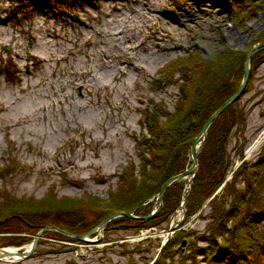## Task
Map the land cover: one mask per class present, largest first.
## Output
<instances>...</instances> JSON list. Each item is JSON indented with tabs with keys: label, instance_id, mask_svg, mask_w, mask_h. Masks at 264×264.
Returning a JSON list of instances; mask_svg holds the SVG:
<instances>
[{
	"label": "rangeland",
	"instance_id": "obj_1",
	"mask_svg": "<svg viewBox=\"0 0 264 264\" xmlns=\"http://www.w3.org/2000/svg\"><path fill=\"white\" fill-rule=\"evenodd\" d=\"M59 1L48 13L11 15L12 2L0 0V205L50 193L107 201L119 173L130 163L138 168L146 114L156 105L174 110L188 72L174 63L188 55L205 62L237 56L227 81L235 92L245 57L264 32L262 0L242 4L241 18L229 0ZM261 50L233 102L244 122L227 139L226 182L242 161L255 162L264 144V57H254ZM155 197L129 213L141 219L157 208ZM207 202L188 218L179 206L148 229L104 228L86 241L46 239L29 257L0 264H191V249L206 245L198 237L210 220ZM258 232L264 237V228ZM10 234L0 233V247L28 246L7 244Z\"/></svg>",
	"mask_w": 264,
	"mask_h": 264
},
{
	"label": "trees",
	"instance_id": "obj_2",
	"mask_svg": "<svg viewBox=\"0 0 264 264\" xmlns=\"http://www.w3.org/2000/svg\"><path fill=\"white\" fill-rule=\"evenodd\" d=\"M9 1L13 5L11 15L33 14L37 11L48 13L60 5L59 0ZM229 2L234 16L241 18L242 12L246 11L243 5L246 2L251 4L253 0ZM70 7L69 3L67 9L70 10ZM246 9L252 13L256 11L255 7ZM262 43L264 32L259 38V44ZM195 57L184 56L174 63L182 62L188 71L181 78L174 110L168 112L156 105L146 114V134L140 141L138 168L130 163L119 173L116 189L110 192L107 201L91 194L78 198H59L51 193L38 199H9L0 205V233H11L4 235L10 238L7 244H28L38 230L46 225L80 235L112 212L138 214L142 205L159 192L168 178L188 168L191 165L190 145L193 138L210 115L234 93L227 81L233 75L237 56L223 55L213 62ZM254 57L263 58L264 50L257 52ZM233 107L234 103L214 119L197 154V171L185 204L186 216H192L208 201L210 220L206 233L198 237L206 245H195L191 249L193 256L186 257L191 260V264H264V237L258 232L259 228H264V144L255 162L248 164L242 161L233 170L230 181H225L231 164L226 152L227 139L231 129L244 122L241 113L232 112ZM240 181L243 185L237 186L236 183ZM223 183L221 194L216 193ZM182 192L183 183L176 181L166 188L162 208L153 218L120 216L110 220L105 229L142 230L155 227L167 221L179 208ZM188 235L186 233L185 237ZM46 239L76 241L60 233L47 231L42 234L38 244Z\"/></svg>",
	"mask_w": 264,
	"mask_h": 264
},
{
	"label": "water",
	"instance_id": "obj_3",
	"mask_svg": "<svg viewBox=\"0 0 264 264\" xmlns=\"http://www.w3.org/2000/svg\"><path fill=\"white\" fill-rule=\"evenodd\" d=\"M264 49V43L257 45L249 53L246 55L245 60H244V73H243V78L241 80L240 85L236 89V91L229 97L227 98L217 110H215L210 117L207 119L205 124L203 125L202 129L200 132L193 138L191 145H190V158H191V165L186 168L184 171L171 176L168 178L160 187L159 192L156 194V201L158 202V206L156 209H152V211L146 215V216H140L142 219H151L153 218L162 208V200H163V195L166 190V188L171 185L172 183L176 181H183L185 183L184 189H183V194H182V201L180 204V209L182 211V216L184 217V212H185V204L189 195V190L192 184V179L197 171V165H198V159H197V154H198V148L202 144L208 127L211 125V123L214 121V119L222 113L228 106H230L234 101L238 100L240 96L243 94L244 89L246 87V84L249 80L250 77V72H251V63H252V55L258 51ZM118 216H125V217H130V218H139L132 213L129 212H112L108 215H106L96 226L91 228L89 231H87L84 234L76 235L73 233H70L68 231H65L63 229H60L54 225H46L43 226L38 230V232L35 234L33 237L32 241L28 244V246L22 250L20 249H15V248H6V247H0V260L4 258H18V259H25L29 257V255L34 252L39 238L42 236L44 232L47 231H54L57 233H60L62 235H65L67 237L75 238L77 240H82L86 241L88 240V237H91L101 231L105 228V225L112 219L118 217ZM182 217V218H183ZM177 221L173 222L170 225L169 231L167 233V237L165 241L163 242L161 249L165 246L166 242L170 239L172 233L177 227ZM160 249V250H161Z\"/></svg>",
	"mask_w": 264,
	"mask_h": 264
},
{
	"label": "bare ground",
	"instance_id": "obj_4",
	"mask_svg": "<svg viewBox=\"0 0 264 264\" xmlns=\"http://www.w3.org/2000/svg\"><path fill=\"white\" fill-rule=\"evenodd\" d=\"M10 248H13V247H10Z\"/></svg>",
	"mask_w": 264,
	"mask_h": 264
}]
</instances>
